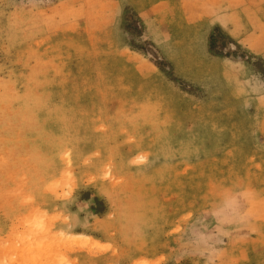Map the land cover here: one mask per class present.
I'll list each match as a JSON object with an SVG mask.
<instances>
[{
	"label": "rangeland",
	"instance_id": "374dc122",
	"mask_svg": "<svg viewBox=\"0 0 264 264\" xmlns=\"http://www.w3.org/2000/svg\"><path fill=\"white\" fill-rule=\"evenodd\" d=\"M0 264H264V0H0Z\"/></svg>",
	"mask_w": 264,
	"mask_h": 264
},
{
	"label": "trees",
	"instance_id": "16d2710c",
	"mask_svg": "<svg viewBox=\"0 0 264 264\" xmlns=\"http://www.w3.org/2000/svg\"><path fill=\"white\" fill-rule=\"evenodd\" d=\"M225 43V36L218 27H214L212 32L208 35V49L213 54H218L217 44Z\"/></svg>",
	"mask_w": 264,
	"mask_h": 264
},
{
	"label": "built area",
	"instance_id": "2783aa9c",
	"mask_svg": "<svg viewBox=\"0 0 264 264\" xmlns=\"http://www.w3.org/2000/svg\"><path fill=\"white\" fill-rule=\"evenodd\" d=\"M135 26H137V27H138V25H135Z\"/></svg>",
	"mask_w": 264,
	"mask_h": 264
}]
</instances>
